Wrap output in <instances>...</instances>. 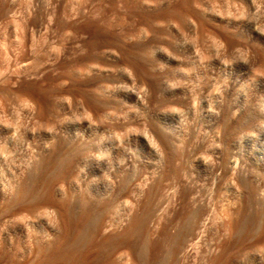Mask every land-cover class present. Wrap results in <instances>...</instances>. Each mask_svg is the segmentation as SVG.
<instances>
[{"label":"rangeland","instance_id":"1","mask_svg":"<svg viewBox=\"0 0 264 264\" xmlns=\"http://www.w3.org/2000/svg\"><path fill=\"white\" fill-rule=\"evenodd\" d=\"M250 1L0 0L1 212L11 210V204H15V201L13 208L18 205L17 201L27 203L31 198L34 204L37 198L38 205L35 206L42 208L47 200L42 199L48 198L49 194L60 199H71L66 187L62 194L56 190L66 176V171L63 170L65 167L62 168V152L67 149L63 147L69 142V129L78 126L80 116H85V113H81L84 112L81 107L86 105L88 108L83 92L88 90V93L93 94V91L96 92V84H101L102 88L106 86L110 91L105 90V87L103 92L99 89V95H95L102 96L100 100L104 98L108 104L118 103L117 109L110 108L112 112H116V118L115 115L111 117L117 121L111 119L115 124L111 126V120L109 124L104 116H100L99 120L104 117L106 124L111 127L108 128L104 124L106 121L103 122L104 129L101 127L98 133L100 139L98 135L97 138L101 141L104 139L103 142L124 140L123 144L128 142L127 147L132 148L128 172L118 176L122 183L128 177L124 183L128 189H125L124 184H119H122L120 189L124 196L121 194L117 198L120 200L122 196L120 202L117 200L116 208L114 206L118 215L122 211L123 217L125 213L123 224H118L119 227H113L106 234L123 233L132 225L133 244L136 248L142 246L144 251L143 259L138 258L135 251L128 256L130 261L126 257L118 260V257L120 264L183 263L172 240L165 234L166 231L167 234H175L182 224L181 219L188 211L182 197L186 193L191 195L200 191L198 202L204 205L208 203L216 208L212 207V210H216L214 213L217 212L215 215H218L217 218L215 216V222L221 218L226 221H220V225L225 223L227 228L223 225L216 226L218 222L212 224L214 228L219 226L218 238L221 241L227 240L226 238L236 240L237 237L246 241L248 235L247 240L256 235L260 229L257 228L260 227L258 214L255 208L250 207L253 214L256 213L250 216L248 205L243 203H240L245 206L242 208L248 210L243 209V214L246 213L241 221L243 225L240 224L238 231L232 233L227 222L229 217L226 218L231 210L227 208L229 204L221 192L223 182L227 179L232 181L235 176L231 173L228 176L225 172L233 164L234 156L240 155L245 160L241 159V167L244 169L245 166L248 170L251 168L246 162L249 149L264 150V118L260 120L263 127H260L261 130L255 126L248 127L249 130L246 127V122L257 116L259 109L264 108V0ZM109 47L115 48L116 52L109 50ZM87 53L92 59L86 58ZM113 58L118 60L115 61L118 62L117 65ZM85 65H90L94 70L89 67L91 72L87 74ZM76 68H81V72ZM203 76L208 78L203 79ZM66 86L73 88L68 89ZM123 86L138 91L139 97L129 96L123 91ZM78 88L82 89L83 95L81 89L74 91ZM71 90L74 95H82L85 99L75 98ZM208 93H211L210 96ZM80 98L83 103L82 100L78 101ZM41 105L43 108L47 107L45 115H41L44 114ZM117 115L120 119L126 117L120 120ZM45 121L49 122L46 128ZM55 127L59 128L57 132L60 136L57 132L54 133ZM50 128L55 130L51 131ZM159 129H164L169 137L166 135V138L165 133L160 134L163 132ZM251 130L256 131V134L253 132L250 136ZM24 132H27V139ZM64 132H67L63 135L66 138L62 137ZM12 136L15 143L23 137L24 140L21 139L20 142L25 146L21 147L20 142L19 146L15 144ZM243 169L242 173L247 172ZM208 174L214 175V178ZM221 176L227 179L223 180ZM234 178L233 181L238 182V176ZM208 179L212 182H208ZM124 197V202L127 203L122 201ZM117 202L122 204L119 205L120 211ZM224 207L227 208V213L222 210ZM17 210L20 211V207L14 210L16 214L19 212ZM6 212H2L4 215H0V221L4 220L2 225L6 222L11 231L20 225L24 227L22 222L26 221L24 224H28L26 219L21 221L22 218L17 219L19 224H13L15 221L9 219H13L14 212L9 211L11 218H7L9 213L7 215ZM222 215L226 217L223 218ZM16 216L20 217V214ZM43 218H47L44 221L50 220L47 213ZM254 222L257 224L255 227ZM57 224L55 233H59H54L56 238L52 235V240H61L65 233V229H62L64 225L61 222ZM83 225L88 227V220H83ZM3 226L0 227V232H7L9 227ZM28 227L33 226L30 224ZM244 230L247 233L243 235ZM89 232L84 238L86 245L82 241L78 250L70 252L63 264H83L86 260L84 252H94L96 246L90 241L93 237L89 236L92 234L91 228ZM96 239H100V236ZM217 246L216 252L219 250ZM237 246L234 249H238ZM1 254V264L7 263L8 256L4 257L2 252ZM124 258L130 263H125Z\"/></svg>","mask_w":264,"mask_h":264},{"label":"bare ground","instance_id":"2","mask_svg":"<svg viewBox=\"0 0 264 264\" xmlns=\"http://www.w3.org/2000/svg\"><path fill=\"white\" fill-rule=\"evenodd\" d=\"M254 5H256V4H253V6ZM109 46H111V45H109ZM111 49L112 48H110L109 50H111ZM112 50H114L116 52L115 48H113ZM117 52H118V49H117ZM108 54H107V56L110 55V54L109 55ZM116 54L119 55V53H116ZM96 56H98V54H96ZM110 56L112 58V55H110ZM113 56L117 59L115 54ZM89 57H88V53H87L86 58H89ZM96 58H98V57H96ZM118 59H119V57H118ZM112 60L114 62L118 61V60H115L114 58ZM113 61H112V63H114ZM117 63H116V65H117ZM85 66H87V65H85ZM80 67H82V66L80 65ZM83 67H84V65H83ZM89 67H90V65L87 66L88 71H86V73L89 72V69H88ZM95 67H98V66L96 65ZM92 68H91V70H92ZM76 69H79L80 70L79 72H81V68H76ZM82 69L84 70V68H82ZM85 70H86V68H85ZM91 70H90V72H91ZM89 73H87V74H89ZM205 73L206 72H204V74ZM206 75H208V74H206ZM204 76H203V79L208 78L207 76H206L207 78ZM206 82H207V80H206ZM102 86H104V85H102ZM95 87H96V89L94 88V90H96V92L93 91V94L88 93V92H90L88 90H87V92L85 91L86 92L85 93L82 91L81 88L74 90V91H77V90L79 91V89H81L80 90L81 94H82V92L85 94V95H83V94L82 95L85 96V98H86L85 103L88 104L87 105L88 108L85 107L86 106L85 104H84L85 106H82L83 104H79L80 106H82L81 108L84 110V112L82 111L81 113L82 114L85 113V116L82 117V115L80 114L81 115L80 121L76 117L75 119H78L77 122L79 121V123H77L78 126L69 129V132H68V138L69 139L67 140L69 142L66 144L65 147H63V148H66L67 150L64 149L66 151L62 152V153H64V154H62L63 155L62 156L63 157V163H64V165L62 164V166H63L62 168L65 167L63 170L66 171V176H65V179L62 181L63 183L61 182V184H59L56 188L57 192L62 194L61 192L63 191V188L66 187L67 188L66 191L67 190L70 191L71 199H64V198L60 199V198H57L56 195L53 196V195L49 194L48 198L43 197L44 199H42V201H44L45 199H47V200H46V202H44L45 205L42 208H38L37 206H35V205H38V204H36V203H38L37 198H35L36 199L35 204L33 201H31L32 198L29 199L28 200L29 202H27V203H19L17 201L18 205H16L15 208H13L14 203L12 202L13 204H11L9 202L12 205V208H11V206L9 204V206H10L9 208H11L12 211L9 209L7 212L8 213H9V211L12 213L14 212L13 213L14 214V217H13L14 220L13 219H9V220L15 221V223H13V224H19L20 222L18 223L17 219L22 218L21 221H23V219L24 220L26 219L28 221L27 222L28 224L25 225L26 221L22 222L24 227L20 225L17 228L14 227V225H13L11 228L14 227L15 229H13L12 231L10 230V227L8 226V224L6 222H5V224H3V225H7L9 227V229H7V232H0V254L2 252L5 254V255H3L4 257L6 255L8 256V259L6 260L7 263L4 262L5 264H63V263H66L67 255L72 251L78 250L80 243L82 241L84 242L85 235L87 232H89L90 228L92 230V234H91L92 236L91 235H89V236L93 237L92 238L93 240H90V241L91 242L93 241L94 245L96 246V249L93 248L94 252L93 251L90 252L91 250L90 251L86 250L87 252L86 251L84 252V254L86 255V258H84V259H86V260L84 261V259H82V261H84L83 264H117L118 257L119 258L120 257L121 258L126 257L128 259L129 258L128 256L133 255V253H135V252H136L138 258L143 259L142 256L144 254V251L142 249V246H140V247L137 246L139 248H136L133 244V240H132V236H131V230H132L131 228H133V227H131L132 225L127 227V229L123 233H114V234H108V235L106 234L109 230L113 229V227H116V226L119 227L120 225L123 224V219H124L123 217L125 216V213H123V215H124L123 217H122V213H121L122 211L118 215V212L116 213L114 211V206H115L116 201L119 199V196L122 193H124L121 191L120 186L122 184L126 183L127 178H128V177L126 179L124 178L126 180V182L122 183V182H119L120 178H118V176L120 174L123 175V173L128 172V169L130 167V162L132 159L131 158L132 153L130 151L131 146H130V148H128L129 147V145H127L128 142L125 141L126 146L123 144L124 140L123 141L121 140V141L103 142V141H105L103 139L105 137L101 138V139H103V141L99 140L100 134H98V133L101 131V127L103 128V126H102L103 122L106 121V120L104 121V119L106 118L108 123H109L110 122L109 120L113 119V117H114L113 115H115V118H116V112L115 111H114L115 113L112 112L111 109L116 108L117 107L116 105L118 103H113V102L111 103L110 102V104H108V103H106V101H104L105 100L104 98H103L104 100L102 99L104 102L102 100H100V98L102 96L100 95L101 97H99L98 92H100V90L102 91L103 89H105L106 86H104L102 88L101 84L100 85L96 84ZM121 87L122 86H120V88ZM126 87L123 86V91H125L129 96L133 95L137 98L139 97L138 91L136 92L135 90L126 89ZM72 88L70 87L68 89H72ZM48 89H46V90H48ZM92 89L93 88H91V90ZM43 90H44V88H43ZM97 90H99V91L97 92ZM105 90H108V92L110 91L107 87ZM72 91L73 90H71L70 92H72ZM46 92H48V91H46ZM46 92H45V94H46ZM66 92L68 93L67 90H66ZM76 93L78 95V92H76ZM95 93H98V95L96 94L98 96V98L95 95ZM42 94H44V93H42ZM72 94H73V92H72ZM210 94H209V96H210ZM82 95L81 96L74 95V96H76L75 98H77V97L83 98ZM81 98L78 99V101L82 100ZM85 98H83V99H85ZM42 101H44V103L46 102L45 100H42ZM42 101H41V103H42ZM47 103H49V102L47 101ZM82 103H83V100H82ZM63 104H62V106H63ZM42 105H43V103H42ZM79 105H78V108H79ZM43 109H45V110H43ZM46 109H47V107H44V108H43V106L41 107V110L44 112V114H41V115H45ZM87 109L90 111H88ZM122 110L124 111L123 108H122ZM263 110H264V108H263ZM263 110L259 109L258 115L252 117L248 122H246L247 128L251 127V126L252 127L255 126L256 129L258 128V130L260 129V127L263 128L260 124L261 123L260 120H263L261 118H264V111ZM119 112L117 111L118 114H120ZM125 114H127V113H125ZM121 115H122V113H121ZM127 115H128L127 116V118H128L129 114H127ZM100 116H104L105 118L103 117V120H99V118H101ZM111 116H113V117H111ZM123 117L125 118L126 116H123ZM123 117H121V119ZM115 118L113 120H115ZM117 118H119L118 115H117ZM44 119H46V118H44ZM95 120L97 122H95ZM113 120H111V122H110L111 124L109 123L111 126L115 125ZM125 120L127 122L129 121L127 119H125ZM47 121H49V120H47ZM101 121H102V124H101ZM107 121L104 124H106ZM115 121H117V119ZM45 122H43V123L45 124ZM46 123H47V125H45V128H46V126L49 125V122H46ZM74 123H76V122H74ZM52 124L54 125V123H52ZM253 124H255V125H253ZM106 125H108V124H106ZM110 125H108V128ZM156 125H158V124H156ZM30 127H28V128H30ZM108 128H106L107 131H108ZM25 129H27V128H25ZM55 129H56V127H55ZM55 129H51V131H53ZM61 129H62V127H61ZM160 129H159V131H161ZM164 129H162L163 131H161L163 133H160V134L164 135V133H165V136H166L167 132L166 131L164 132ZM58 130H59V128L56 129V131H54V133L57 132ZM62 130H64V129H62ZM106 130H105V133L107 132ZM248 130H249V128H248ZM256 131L254 132V130H251L249 132L250 136L253 132L256 134ZM109 132H111V131L109 130ZM26 133L24 132L23 135H25ZM65 133H67V132H64V134H62V137L66 138V136H63V135H65ZM246 133L248 134V131ZM28 134H29V132H28ZM57 134L59 135V132H57ZM97 135H98L99 139L97 138ZM103 135H105V134H103ZM52 136H53V134H52ZM57 136H55V137H57ZM105 136L107 137V135H105ZM167 136L169 137V135H167ZM167 136H166V138H167ZM246 136L250 137L248 135H246ZM256 136H254V137H256ZM26 137H27V135H25V139H27ZM109 137H111V136H109ZM18 138L19 137H17V139ZM20 138L23 139V137H20ZM11 139H13V142H14L13 136ZM21 139H20V141H21ZM58 139H60V138H58ZM63 139L61 141H63ZM167 140H170V139H167ZM20 141H17L18 143H15V142L14 143L18 145ZM46 143H47V141H46ZM20 144H21V142H20ZM64 144H63V146H64ZM22 145L25 146V144H21V147H24ZM28 145H29V143H28ZM43 146L47 147V145H43ZM21 147H20V149L24 150V148H21ZM15 149H16V146H15ZM26 149H27V146H26ZM62 150L63 149H61V151ZM100 151H101V154H99ZM102 152H106V154H102ZM60 155H61V153H60ZM62 157H60V158L62 159ZM240 157H241L240 155L234 156L233 164L231 165L230 168L225 170V172L227 174L231 173L235 176L237 175L238 176V182L236 180L233 181L235 179L234 178L235 176L232 177V175L230 176V178L232 177L233 180L231 179L232 181H230V180L228 181V179L225 177H228L229 174L227 176L224 173V176H225L224 178L227 180L225 182H223V184L221 186V192L223 194L222 196H224L225 200L228 202L229 207H227V208H230L231 212L228 216L226 214L227 217L225 215H222V217L223 218L226 217L227 219L229 217V219L227 220V222L229 223V229L232 231V233L237 232L239 227H241L240 224L243 225V223H241V221H242L243 215H246V213L243 214L244 210L248 211V210H246V208L245 209L242 208V207H245V206H243V204H247L249 207L248 209H250V207H253V209L255 208V210L258 214L257 218H259V220H260V224H259L260 227L258 226L257 228L258 229L260 228L259 232L256 235L252 234L253 237L251 236L252 238H249V240H247V238L249 236L248 234L250 232V230H249V232L247 234L248 236H247V238H245L246 241H244V240L241 241L242 238L239 239L237 237L239 234H235V235H237L236 240L234 238L233 239L232 238L231 239L226 238L227 240L221 241L218 238V236L220 237V234H219L220 228H219V226H218V228L216 226L220 225V223H221L220 221H223L224 219L221 220L222 219L221 218V219H218L219 221L215 222V220H217V219H215V216H216L215 214L217 212L214 213L216 210L215 211L212 210L213 206L208 205V203H206L207 205H204V203L202 204V202L201 203L198 202L200 200L199 199L200 197L198 198L199 199L198 200L197 196H199L198 193L200 191L198 193L194 192L191 195H188L186 193L182 197H183L184 206L186 207V210H188V211L184 214L183 219H181L182 224H180V226L177 229V231L175 232V234H173V235L170 233L167 234V231L165 234L172 240L171 242H172L173 246L175 247L176 251L181 255V257L183 259L182 264H264V250H263L264 249V150H262V149L261 150H253V149L250 150L249 149V156L247 158L248 161H246V162H248V165H250L251 168H249L247 170L246 169L247 167L242 165L244 167V169L247 170V172H245V173L244 172L242 173L243 168L241 167L240 162L243 159ZM239 158H240V161H239ZM243 161H245V160H243ZM241 164H242V162H241ZM245 165H246V163H245ZM248 165H246V166H248ZM209 169H211V168H209ZM244 169H243V171H245ZM63 173H64V171H63ZM61 174H62V172H61ZM208 175H207V178H208ZM209 176L213 177L214 175L211 174ZM56 177H58V176H56ZM120 177H122V176H120ZM100 178H102V179H100ZM221 178L223 180H225L223 178V176H221ZM61 179H63V178H61ZM124 179H122V180L124 181ZM54 180H55V178H53V181ZM56 180H58V179H56ZM207 181H206V183H207ZM44 182L46 184V181H44ZM208 182H210V180ZM213 182H216V181H213ZM235 182H237V183H235ZM120 183H122V184L119 186ZM220 185H221V183H220ZM125 186H126L125 187V189H126L127 185H125ZM35 187L36 186H34V188ZM125 189H124V191H125ZM64 190H65V188H64ZM37 192H39V191H37ZM127 192L128 191H126L125 193H127ZM20 193H21V191H20ZM39 193L37 195H40ZM58 193H56V194H58ZM63 194H64V192H63ZM196 194H198V195H196ZM2 195H3V192H2ZM28 195H29V193H28ZM43 196H45V195H43ZM122 196H124V194H122ZM122 196H121V198H122ZM127 196H125V197H127ZM46 197H47V193H46ZM125 197L122 200L123 202H124V200H126ZM26 198H27V195H26ZM28 198H30V197H28ZM121 198H120V200H121ZM25 200H22V201H25ZM120 200H118V201L120 202ZM124 203H127V202H124ZM240 203H243V204L240 205ZM15 204H16V201H15ZM117 204H118V202H117ZM225 204H227V203H225ZM0 205H2V204H0ZM119 205L122 206V204H118V207H117V208H119V211H120ZM223 206H228V205H223ZM18 207H20V211L17 210L19 212H17V214H16L14 210H16ZM115 208H116V206H115ZM213 208L216 209L215 207H213ZM221 208L222 207H220V209ZM224 208L225 209H222V210H224V211L227 210L226 207H224ZM1 209L2 208H0V215L2 217V215H4V213L6 212L5 211L6 209L4 211H2V212H4L3 214L1 212ZM121 210H123V209L121 208ZM217 211H218V208H217ZM250 211H251V209H250ZM250 211H248L249 215L253 214V211H251L252 213H250ZM7 212H6V214H7ZM227 212L228 211H225V213H227ZM46 213L50 218L49 221H44V219L45 220L47 219V218H43V215ZM18 214H20V217L16 216ZM218 214H220V213H218ZM254 214H256V213H254ZM10 216L11 215L9 213V217H7V218H11ZM217 216H216V218H217ZM250 216H249V218H251ZM3 217L6 218L5 216H3ZM7 218L5 220L8 221ZM85 219H86V221L88 220V227L83 225V220H85ZM247 220L249 221V219H247ZM251 220H253V217L251 218ZM2 221H4V220H2ZM2 221H0V223ZM253 221H255V220H253ZM60 222L65 227L64 228L63 225L60 226V227H63L62 228L63 230L65 229V233L62 236V239L61 240L50 239V238H53L55 236L54 233L57 231L56 225L58 226L57 223H60ZM224 222L226 223L225 220H224ZM29 223L32 224V226H33L32 228L28 227V225H30ZM215 223H217L215 226L216 228L212 227L213 226L212 224L215 225ZM225 223H223L222 225L226 226V225H224ZM118 224H119V226H118ZM247 224L249 225L248 222H247ZM247 224H244V225L249 227ZM255 224L256 223L254 222L253 226ZM3 225L1 223L0 227ZM222 225H220V226H222ZM253 226H251V229H253ZM85 227H87V231H86ZM4 228H2V229L4 230ZM88 228H89V230H88ZM226 228H227V226H226ZM223 229H224V231H226L225 228H223ZM242 229L240 228V230H242ZM245 229H247V228L245 227ZM8 230H10L11 232H8ZM61 232H63V231H61ZM244 232L245 233H242L243 235L247 233L246 230H244ZM57 233H59V231ZM57 233H55V234H57ZM89 234H90V232H89ZM52 235H54V236L52 237ZM89 236L87 239L90 238ZM99 236H100V239H96ZM55 238H56V236H55ZM229 238H230V235H229ZM49 239H50V241H48ZM221 239H222V236H221ZM85 242H87V241H85ZM88 242H89V240H88ZM85 245H86V243H85ZM139 245H141V244H139ZM216 245H218L217 247H219V250L217 252L215 250ZM236 245L239 246V247L237 246L238 249H234V247ZM83 246H84V244H83ZM107 246H109V248H107ZM81 247H82V245H81ZM82 249H81V251H84ZM214 250H215V252H214ZM82 255H83V253H82ZM4 257H2V258L4 259ZM121 258L118 260H121ZM125 260L126 259L124 258V261ZM124 261H122V262H124ZM129 261H125V263L126 262L128 263ZM2 262L3 261H1L0 264ZM118 263L120 264V262H118Z\"/></svg>","mask_w":264,"mask_h":264}]
</instances>
